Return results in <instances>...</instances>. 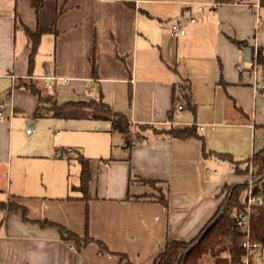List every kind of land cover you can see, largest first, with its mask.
<instances>
[{
	"label": "crops",
	"instance_id": "1",
	"mask_svg": "<svg viewBox=\"0 0 264 264\" xmlns=\"http://www.w3.org/2000/svg\"><path fill=\"white\" fill-rule=\"evenodd\" d=\"M176 20L183 21V35L170 31ZM53 22L56 33L40 36L30 66L25 28ZM233 39L252 54L264 48L259 0H44L37 14L30 0H0V103L6 116L0 118V201L27 211V218L19 209L0 211V264H122L121 255L133 264H153L166 240L193 238L221 203L223 186L245 179L216 154L245 159L264 144V94L257 89L262 73L243 60V46ZM30 77L46 93L56 90L49 94L61 96L59 102L101 98L134 127L196 124L209 152L203 153L199 138L149 131L127 143L125 134L108 130L107 121L74 109L57 116L63 129H54L59 135L49 144L51 153L27 155L46 162L24 164L6 132L15 116L8 120L5 112L29 113L23 109L28 90L16 84ZM186 82L192 109L183 96L174 106L177 87ZM32 97L29 111L37 106ZM75 151L89 159L87 199L71 189L80 181L79 163L68 159ZM70 161L78 164L74 183ZM137 177L165 180L168 205L135 198L144 194ZM130 190L135 195L127 199ZM44 219L80 235L87 231L101 245L93 241L75 250L55 227L41 226Z\"/></svg>",
	"mask_w": 264,
	"mask_h": 264
},
{
	"label": "trees",
	"instance_id": "2",
	"mask_svg": "<svg viewBox=\"0 0 264 264\" xmlns=\"http://www.w3.org/2000/svg\"><path fill=\"white\" fill-rule=\"evenodd\" d=\"M34 7L35 14L38 13L44 0H30ZM259 4L264 6V0H259ZM25 28V27H24ZM30 40L31 49L29 53V65L32 66L34 55L37 52L40 36L49 31L56 33L54 22L50 26L37 25L34 30L25 28ZM240 46L245 45L244 41L233 39ZM251 67H259L262 73V83L264 84V48L259 47L252 54L250 60ZM17 87L26 88L37 99L35 115L45 116H65L74 109L87 110L86 116L94 119L105 120L108 123L110 132H120L127 136V143L142 140L145 136L144 132L149 131L152 135L161 137L186 139L196 137L202 141V150L206 154L209 151L205 150L203 137L199 134L196 124L183 126L155 125V124H140L133 126L129 118L121 112L113 110L101 98L97 100H67L58 102L55 94L45 92V89L38 86L30 78H20ZM181 87L184 91L181 90ZM177 87L180 94L174 96V106L180 102V97L183 96V101L190 109L194 108V103L191 99V85L189 82L184 83V86ZM264 93V87L259 90ZM182 94V95H181ZM239 110V109H237ZM241 111V110H239ZM243 117L247 115L243 114ZM248 118V117H247ZM134 135V138L132 137ZM74 158L80 165L79 184L71 186V189H76L81 192V197L87 199L88 183L90 178L89 159L83 156L80 152H73ZM211 153V152H210ZM216 154V153H215ZM217 156L229 161L233 167L234 175H241L245 179L240 182L225 184L222 189L224 197L218 205L214 214L199 230V232L189 240L172 238L165 242L163 249L154 257L153 264H209L207 258L211 259V264H244L245 249L241 246L245 234L236 225L237 214L246 209V193L248 189V177L251 176L253 183H258L260 178L264 177V144L257 151L252 152L245 159H235L228 153H217ZM134 180L151 187V191L144 194L135 195V198L151 199L168 205V185L165 180L145 179L137 177ZM133 179H129V188ZM264 186V185H263ZM255 191L257 188L254 189ZM127 199H131L128 191ZM14 209L21 210L23 217L27 218L26 207L14 201H0V211L7 212ZM42 226H53L57 229L61 239L72 243L75 250H80L90 242L95 241L87 231L83 234H77L61 224L48 220H38ZM249 238L264 246V206L258 207L256 212L250 218ZM97 242L99 245L100 242ZM120 262L122 264H133L129 262L124 255H121ZM248 264H264V256L250 254Z\"/></svg>",
	"mask_w": 264,
	"mask_h": 264
},
{
	"label": "rangeland",
	"instance_id": "3",
	"mask_svg": "<svg viewBox=\"0 0 264 264\" xmlns=\"http://www.w3.org/2000/svg\"><path fill=\"white\" fill-rule=\"evenodd\" d=\"M36 82L41 83V81L39 80H36ZM46 91L49 93H56V90L52 89V87H49ZM26 94H28L29 96L28 98L30 100H35L28 91H26ZM56 98L58 102L63 99L59 95ZM29 99H27V101H24V108H23L25 111L28 110L29 113L16 112L14 113V115H12L9 113V110L8 111L6 110L5 113L6 115L9 116V118H7L8 120H10L15 116L13 122L11 123V127L9 128V126H6V132L8 134L7 135L8 138L10 136L11 142L13 143L12 153H14L15 155L16 154L20 155L19 157L16 156V158H18L19 160H23L22 162H24V164H38L40 162L45 163L46 161L43 158H39L40 160L33 161V159L27 157V155H30L31 153H39V154L51 153L52 150H49V144L54 136L59 135L54 133V129L57 131L60 130V132H62L63 129L61 125L62 121H59V117H55V116H54L55 118H50V117L48 118L47 115L36 116L35 109L33 111H29L31 108L28 102ZM4 100L8 102V99H6L5 96H4ZM185 112H189V111L185 110ZM204 116L205 113H203L202 117ZM98 123L101 124L102 126L105 125V122L103 121H98ZM30 126H33V128H31ZM50 159H52V156L50 157ZM64 160H66V158H64ZM75 168H78V164L75 161H70L69 163H67V173L69 175V180L72 183H74L75 177L77 175L75 173L76 170ZM138 190L141 191L139 193H143V192L145 193L147 191L148 192L151 191V187L149 185L140 184L138 186ZM129 192L131 196L135 195L133 192H131V190ZM207 261L209 264L212 263L211 259L209 258H207Z\"/></svg>",
	"mask_w": 264,
	"mask_h": 264
},
{
	"label": "built area",
	"instance_id": "4",
	"mask_svg": "<svg viewBox=\"0 0 264 264\" xmlns=\"http://www.w3.org/2000/svg\"><path fill=\"white\" fill-rule=\"evenodd\" d=\"M193 21L194 19H190ZM170 31L175 35H183L185 33L182 20H176L170 25ZM264 87L263 83L257 86V89ZM4 104L0 103V118H5L3 113ZM177 108H181L178 105ZM264 177L260 178L258 183H253L251 176L248 177V189L246 193V209L237 214L236 225L241 231L244 232L245 238L241 242V246L245 249L244 264H248V257L250 254L257 256H264V246L250 240L249 238V224L251 216L256 212L258 207L264 206ZM257 188L255 191L254 189Z\"/></svg>",
	"mask_w": 264,
	"mask_h": 264
},
{
	"label": "water",
	"instance_id": "5",
	"mask_svg": "<svg viewBox=\"0 0 264 264\" xmlns=\"http://www.w3.org/2000/svg\"><path fill=\"white\" fill-rule=\"evenodd\" d=\"M242 51H243V57H242L243 60L246 61V62H250L251 56H252L251 47L243 46L242 47Z\"/></svg>",
	"mask_w": 264,
	"mask_h": 264
}]
</instances>
